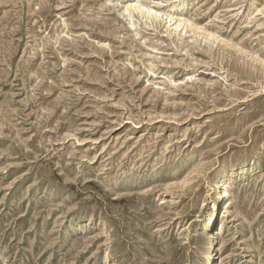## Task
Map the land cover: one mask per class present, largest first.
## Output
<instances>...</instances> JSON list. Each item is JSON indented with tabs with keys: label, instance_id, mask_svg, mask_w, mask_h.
Instances as JSON below:
<instances>
[{
	"label": "rangeland",
	"instance_id": "374dc122",
	"mask_svg": "<svg viewBox=\"0 0 264 264\" xmlns=\"http://www.w3.org/2000/svg\"><path fill=\"white\" fill-rule=\"evenodd\" d=\"M134 3L0 0V264H264V0Z\"/></svg>",
	"mask_w": 264,
	"mask_h": 264
},
{
	"label": "bare ground",
	"instance_id": "6f19581e",
	"mask_svg": "<svg viewBox=\"0 0 264 264\" xmlns=\"http://www.w3.org/2000/svg\"><path fill=\"white\" fill-rule=\"evenodd\" d=\"M123 11L128 13L129 15L134 13V12H138L141 16H143V17H145L147 19L156 17V13L154 11H152L151 9H146V8L141 7L137 3H134V0H125V4L123 6ZM171 20L172 19L170 18L169 22ZM180 23L175 25V28H178L179 26H182V25H180ZM228 175H229V173L225 169L221 170L218 173V177L220 178L219 179V183H217V185H216L217 187H216V190H215L214 197L210 201V205H211L212 208L210 209V206H209L208 211L206 213L207 214L206 215V220H204V222L202 223V228L201 229L203 231H205V232L209 231L211 233V239H210V242H209V245H208L209 253L207 255L206 260L203 261L205 264H213L214 259H212V257L214 255L216 257L215 251H216V245H217V242H218V238H217V235H216L215 231L213 230V225H214L215 220L217 219L216 217L218 215L217 214L218 213V209H219V207H221V205L223 204L224 199L226 197L225 190H226V187H227V177H228Z\"/></svg>",
	"mask_w": 264,
	"mask_h": 264
}]
</instances>
